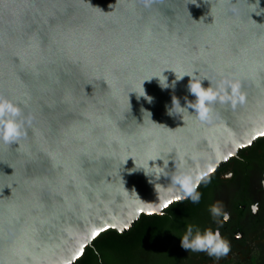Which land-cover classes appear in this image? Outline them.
<instances>
[{
    "label": "water",
    "instance_id": "1",
    "mask_svg": "<svg viewBox=\"0 0 264 264\" xmlns=\"http://www.w3.org/2000/svg\"><path fill=\"white\" fill-rule=\"evenodd\" d=\"M161 70L239 91L183 121L168 109L194 100L188 75L142 81L151 102L134 92ZM0 95L30 119L0 141V264H73L99 233L182 200L137 167L149 156L199 183L264 135V0H0Z\"/></svg>",
    "mask_w": 264,
    "mask_h": 264
},
{
    "label": "flooded vegetation",
    "instance_id": "2",
    "mask_svg": "<svg viewBox=\"0 0 264 264\" xmlns=\"http://www.w3.org/2000/svg\"><path fill=\"white\" fill-rule=\"evenodd\" d=\"M197 190L201 193L199 203L182 199L178 201L181 208L173 202L160 214H147L149 226L155 220L176 224L171 239L158 235L138 243L135 224L140 217L125 233L116 230L119 235L114 264H252L254 256L261 257L264 254V135L203 177ZM216 202L229 214L228 221L222 225H217L209 214V206ZM179 220L197 224L201 229L219 227L230 244L229 253L215 260L205 252L186 251L180 245L185 227L180 226ZM92 241L89 246L93 256L98 264H105ZM84 253L85 249L73 264H80Z\"/></svg>",
    "mask_w": 264,
    "mask_h": 264
},
{
    "label": "clouds",
    "instance_id": "3",
    "mask_svg": "<svg viewBox=\"0 0 264 264\" xmlns=\"http://www.w3.org/2000/svg\"><path fill=\"white\" fill-rule=\"evenodd\" d=\"M188 3L196 4L197 0H185V5ZM255 5L259 6V0H255ZM256 14L260 15L259 12ZM162 70L159 74H153L142 79L139 91L134 92L137 94V98L143 96L147 101L151 102L152 98L145 93L144 88L142 87V81L150 79L151 77H157L161 88H174L176 81L180 80L185 74L188 75L189 81L187 89L188 92L194 96V100H188L187 97H185V104L182 106L179 99L173 95L171 107L168 109L169 115L179 114L183 121L185 114H194L195 119L200 122L208 121L211 117L212 106L215 103L223 104L230 99H233L239 91L238 80H228L227 78L222 77L219 81H212L209 80L207 76L188 72L175 73V80L169 83L167 77L162 74ZM204 78H207L210 82L207 87L202 86L201 81ZM229 91L233 94L232 96L229 95ZM240 99H243L242 95L240 96ZM189 108L193 111L190 112L188 110ZM146 112L149 120L152 121L150 118L151 113L148 111ZM28 123H30V119L23 116L19 104L0 95V141L4 143L19 141L25 135V124ZM157 158L162 161L161 165L155 163ZM149 160L153 161L151 166L148 164ZM146 165L148 166V170H145L144 166L137 167L142 168L145 174L150 175L151 178H158L161 174L170 175L171 183L169 185L171 187L167 190L165 195H171L176 188H179L180 195L176 197L177 199H188L193 204L199 203L201 193L197 190L198 179L194 176L191 170L175 165L174 174H170L166 171L168 159H165L164 155L159 152L155 155L149 156L146 160ZM150 182L153 181L150 180ZM204 182L207 183L206 180ZM253 211H255V207L253 208ZM209 214L217 225H222L229 219V214L223 210L220 202L213 203L209 206ZM180 245L186 251H191L193 253L205 252L215 260H219L226 256L230 251V244L228 240L221 235L219 227H206L201 229L194 223H188L186 225L183 234L180 236Z\"/></svg>",
    "mask_w": 264,
    "mask_h": 264
},
{
    "label": "trees",
    "instance_id": "4",
    "mask_svg": "<svg viewBox=\"0 0 264 264\" xmlns=\"http://www.w3.org/2000/svg\"><path fill=\"white\" fill-rule=\"evenodd\" d=\"M178 201L174 202V206L179 207ZM140 219L138 220L135 231V238L138 243H141L148 238H156L158 235H162L164 238L171 239L173 235V230L176 229L175 223H166L161 221H154L151 226H149V219L147 214H140ZM136 223V222H135ZM181 223L180 226L186 227L188 221L184 220L183 222L179 220ZM179 225V224H178ZM185 229V228H184ZM118 233L115 229H107L104 232H101L98 236H96L92 244L99 251L102 260L105 264H114L116 261V254L118 251V243L116 239L118 238ZM85 253L82 258L79 260L80 264H98L97 259L93 256L91 252V248L87 245L85 248ZM125 254V253H122ZM252 264H264V254L261 257L254 256Z\"/></svg>",
    "mask_w": 264,
    "mask_h": 264
}]
</instances>
